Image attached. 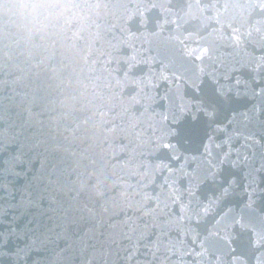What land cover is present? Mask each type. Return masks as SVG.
Returning a JSON list of instances; mask_svg holds the SVG:
<instances>
[{
	"label": "water",
	"instance_id": "obj_1",
	"mask_svg": "<svg viewBox=\"0 0 264 264\" xmlns=\"http://www.w3.org/2000/svg\"><path fill=\"white\" fill-rule=\"evenodd\" d=\"M98 2L0 40V264H264V0Z\"/></svg>",
	"mask_w": 264,
	"mask_h": 264
},
{
	"label": "clouds",
	"instance_id": "obj_2",
	"mask_svg": "<svg viewBox=\"0 0 264 264\" xmlns=\"http://www.w3.org/2000/svg\"><path fill=\"white\" fill-rule=\"evenodd\" d=\"M98 0H0V40L29 53L50 51L86 30Z\"/></svg>",
	"mask_w": 264,
	"mask_h": 264
}]
</instances>
